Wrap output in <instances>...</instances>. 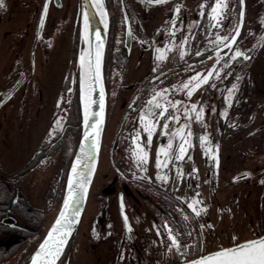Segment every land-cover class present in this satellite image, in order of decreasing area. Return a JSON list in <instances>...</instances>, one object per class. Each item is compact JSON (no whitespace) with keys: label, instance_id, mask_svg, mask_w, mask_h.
I'll use <instances>...</instances> for the list:
<instances>
[{"label":"flooded vegetation","instance_id":"af4514ba","mask_svg":"<svg viewBox=\"0 0 264 264\" xmlns=\"http://www.w3.org/2000/svg\"><path fill=\"white\" fill-rule=\"evenodd\" d=\"M105 1L109 13V31L103 61L107 103L97 167L104 168L105 163H109L115 176L109 186L103 187V195L114 200L123 232L122 239L125 241L132 240L135 233L130 219L131 212L150 208L173 230L174 235H181V231L186 233V226H190L194 242L192 251L190 249L191 254L184 258L208 251L210 249L202 252L196 249L200 236L199 233H194L197 227L192 222V210L187 207L188 202L186 203L194 194V186L202 182L206 196H211L209 201L216 199L217 193L233 194L240 191L253 194V200L264 206V1L261 9L248 10L249 0H243L241 12V0H235V4L231 0L229 4L234 9L228 11L230 14L224 11L219 20V23L223 20L225 29L213 27L216 23L213 21L208 28V35L211 36V42L215 41L217 35L230 36L240 24L236 43L231 49H219L222 44L212 43L206 50H202L200 35L202 25L206 27L207 21L201 11L207 13L206 5L211 2L212 8L216 0H164L159 4L150 0H118V25L115 20L117 0ZM42 3L43 0H39L34 9L33 38L28 54L31 72L35 66L36 46L49 14L52 9L59 10L63 7V0H48L42 32L32 53L34 32ZM177 8L179 12L176 11ZM115 28L117 42H114ZM165 46L171 50L167 51L164 61H158L156 49ZM237 48L250 59L244 60L241 57L232 60ZM186 49L188 55L181 58L180 51L187 53ZM217 52L221 58L219 64L216 62ZM225 64L227 67H224ZM209 71H214L209 83L201 85L190 98L187 97L186 90H181L182 85L197 73L204 76ZM1 72L4 73V69ZM216 72H219V78L215 75ZM13 74V79L9 81L10 76L5 85H0V133L3 138L9 137L8 141L12 138L18 140L14 151L7 146L11 155L17 156L15 165L11 169H5L0 164V264H25L24 249L30 240L34 241L36 238L34 231L42 226L43 218L42 212L40 214L42 207L29 202L21 183L27 174L44 170L42 163H50L58 146L64 141L68 143L74 132L72 124L67 121L62 111L60 115L64 114V125L52 135L51 130L56 126L49 128L50 116L34 147L30 149V143H26L30 141V136L26 137V133L31 130L30 127L36 119L33 109L30 108L27 112L23 110V115L18 114L19 118L16 120L22 121L24 129L23 126L19 127L15 137L17 131L11 117L18 110L8 105L17 95L23 99V87L28 78L25 70L18 73L14 71ZM111 82L116 84L114 98H110L108 92ZM233 85H236L235 89ZM68 88L70 87L66 90ZM164 89L168 90V100L181 102L178 105L179 112L169 109L171 114L180 115V121L169 120L166 130L169 135H161L165 131L162 128L165 121L161 119L150 146L146 145L147 134L141 131V143L146 145L149 158L147 164L138 167L131 152L132 135L141 127L139 116L145 110L147 101L154 92ZM229 89H233L231 97ZM8 94L9 97L4 99ZM192 104L197 105V110L203 107L202 122L196 121L194 114L191 120L183 115L184 108H190ZM4 107L10 109L8 113L4 112ZM60 107L62 108L61 103ZM113 111H116L115 115H112ZM182 124L188 125L192 133L191 147L185 159L171 160L167 168L157 169L156 156L159 147L166 146L170 134ZM201 136L208 138L205 147H201ZM174 145H177V141H174ZM209 149L212 151L209 152ZM116 152L117 164L113 161ZM26 154L29 156L23 161ZM60 156L63 163L57 168L56 174L65 176L69 154L62 150ZM177 169L182 172L181 176L177 175ZM158 173L167 175L168 180L165 182L158 179ZM51 190L53 192L50 191V198H45L43 205L46 208L57 204L59 190L54 186ZM119 200L131 226L130 234H126L123 227ZM137 203L139 205L136 206ZM204 228L206 234L200 241L222 244L219 234L214 232L215 229L210 231L209 226ZM69 244L70 241L66 250ZM64 259L63 253L57 264H62Z\"/></svg>","mask_w":264,"mask_h":264},{"label":"rangeland","instance_id":"374dc122","mask_svg":"<svg viewBox=\"0 0 264 264\" xmlns=\"http://www.w3.org/2000/svg\"><path fill=\"white\" fill-rule=\"evenodd\" d=\"M38 1L4 0V7L0 8V85H5L14 71L18 73L25 70L27 73L28 81L23 87L25 92L23 99L17 95L8 106H14L18 110L17 114L11 117L16 131L22 126L24 129L22 121L16 120L19 118L18 114L23 115V110L27 112L30 108L33 109L36 119L30 127L31 130L26 133V137L30 136V141L26 142L30 143V149L34 147L38 135L50 116L49 128L56 126L51 130L52 135L64 125V114L60 115L62 113L60 103L66 88L72 87L75 79L78 80L79 86L80 69L76 59L83 46L81 36L79 38L77 36V31L80 30L79 0H63L62 9H52L49 14L46 27L36 46L34 70L29 71L28 54L33 38L34 9ZM263 1L249 0L248 10L261 9ZM230 2L231 0H226L227 7L224 9L228 14H230L228 11L231 9ZM233 2L235 4V0ZM116 3L117 18L115 20L117 22L120 9L118 0ZM262 10H264L263 7ZM205 11L207 13L203 12V16L205 15L204 20L207 21V25L206 27L202 25L203 30L200 35L203 43L201 44L202 50L208 49L212 44L211 36L208 35V28L213 24V20L209 17L211 2L206 5ZM222 21H220L219 28L225 29ZM116 30L117 28L114 31V42H117ZM169 47L171 48V45ZM73 52L75 57L71 64ZM188 53L187 50L184 56H187ZM68 65L69 72L67 71ZM2 69H4V73L1 72ZM12 76L9 81L13 79ZM115 90L116 84L111 82L108 89L110 98L115 97ZM9 110L4 107V112L8 113ZM115 113L116 111L112 115ZM57 121H59V126H57ZM73 131L68 143L64 141L62 145L58 146L51 162L42 163L44 170L39 173L34 171L27 174L21 183V188L27 195L29 202L42 207L40 214L42 212V224L45 225L43 235L59 207L67 172L74 156L80 128L73 129ZM17 135L18 131L15 137ZM2 138L0 133V164L5 169H11L17 161V156L11 155L10 150L17 147L15 145L18 140L12 138L8 141L9 137ZM7 146L10 147V150ZM62 150L64 153L67 152L69 156L65 168L66 175L58 176L56 174L57 168L63 163L60 158ZM28 156L29 154H26L22 160H26ZM104 157L106 160L107 155ZM113 161L117 164V152L113 156ZM108 164L105 163L104 168L96 167L90 186V195L87 197L79 225L70 240L68 249L64 252V256L68 260L67 264H171L183 259L186 255H190L191 246L194 242L193 237H191L193 231H191L190 226H186V233L182 231L180 232L181 235L176 233L180 242V250L177 251L170 247L171 241L165 228L166 224L150 208L131 212L130 219L135 227L134 237L128 241L122 239L123 232L117 210L114 207V200L104 196V192H102L103 187L109 186L115 176V171ZM34 178L35 181H33ZM193 181L195 182V179ZM52 186L59 190L57 204L53 207L47 205L48 208H46L43 205L45 198H50V191L53 192ZM210 198V194L206 196L202 182H199L198 185L194 186L193 196L191 195L186 200V203H191L194 199H199L202 203L197 207L205 209L199 216L191 211L192 222L197 227L194 233H199L200 236L199 245L196 246L197 251L202 252L215 248L216 245L230 243L229 241H233L235 238H243L264 231V206L257 200H253V194L235 191L233 194L217 193L216 199L214 198L213 201H209ZM137 205L139 204L137 203ZM207 226L211 228L210 231L216 230L214 232L219 234L222 244L200 241L206 234L204 227ZM34 240L32 245H27L26 253L30 251L31 247L34 249L38 243L36 238Z\"/></svg>","mask_w":264,"mask_h":264},{"label":"snow or ice","instance_id":"6c2138e0","mask_svg":"<svg viewBox=\"0 0 264 264\" xmlns=\"http://www.w3.org/2000/svg\"><path fill=\"white\" fill-rule=\"evenodd\" d=\"M154 3H163L164 0H150ZM96 8L100 11L101 17H106V13L103 9L102 0H96ZM4 7V0H0V8ZM203 8V5L201 6ZM227 7L226 0H216L214 6L211 8L210 19L216 21L213 24V27H219V20L222 17L224 9ZM45 6V12H46ZM179 12V8L176 9ZM203 11L201 15H203ZM85 30L87 31L89 25V16L87 13L83 15ZM41 27L43 26V18L40 21ZM106 19H105V27ZM239 26L234 29V34L230 36H220L217 35L215 41L211 43L217 45H223L224 48L231 49L232 46L236 43L237 37L239 36ZM129 31V35H130ZM174 35V33H172ZM96 40L98 43L95 45V52L82 53L80 57V66L82 69V78H81V93L82 99L84 102L85 108V124L86 127L89 126V107L91 104L95 103L92 100V93L95 91V84L100 80V61L102 57L103 41L101 39L100 33H96ZM187 40H185V43ZM171 49L168 46L164 48H157L156 52L158 53L156 59L158 61H164L166 59L167 51ZM185 53L180 51V56L183 58ZM200 55V53H197ZM243 58L244 60L250 59L248 55L240 51L238 48L234 51L231 59L236 60L238 58ZM219 52H217V64L220 63ZM224 67H227L225 64ZM215 68V66H214ZM214 71H209L207 75L201 76L200 73L192 76L189 81L185 82L182 85L181 90H186V96L191 97L193 92L196 91L201 85L209 83L210 78L213 76ZM215 75L219 78V72H216ZM239 79V77H237ZM214 86V85H213ZM236 88V85H233V89ZM233 89H229V97L233 94ZM167 89L156 91L152 95L151 99L147 101L145 110L141 111L139 116L140 128L137 129L132 135V156L138 167L147 164L149 153L147 146L152 144L153 135L156 132L157 126L160 123V120L163 119L165 122L162 125V128L165 130L161 132V135H169L166 131L169 127L168 121L174 120L176 122L180 121V115H173L170 113L169 109H175L179 112L178 105L181 104L180 101H171L168 100L166 93ZM161 98L163 102H161ZM103 99V93L101 91V101ZM101 113L103 111V104L100 105ZM204 109L203 107L197 110V105L192 104L190 108L185 107L183 115L185 118L191 120L193 118L196 121H201L203 119ZM92 115H97L92 113ZM226 115V113H225ZM59 126V121L56 122ZM100 124H102V116L100 120H97L95 123H92L90 126L94 129L93 133L85 132V140L89 139L90 136L99 137L100 135ZM189 126L182 124L178 129L173 131L170 134V139L166 146L162 145L159 147L156 156V168H167L171 160L181 161L185 159V156L191 147V136L192 133L189 130ZM141 131L147 134L146 145L141 143ZM201 147H205L208 143L207 136H201L200 138ZM174 141H177V145H174ZM182 141V142H181ZM93 147H98V139L94 140L93 144L89 146V151ZM83 151V149H82ZM212 151L211 149L208 150ZM207 154V153H206ZM163 157V159L161 158ZM190 158V157H189ZM215 159V157H213ZM83 168V171L80 169ZM193 171H196L193 169ZM92 175V168L87 163H82L81 157L77 156L75 163L72 165V175L68 180L67 196L63 202V208L59 213L58 218L55 220V223L51 227L50 231L47 234V237L41 243L37 252L33 255L31 264H57L63 248L67 243L68 237L71 235L73 226L78 222L77 217L79 215L80 203L84 199V196L87 192V185L90 183V177ZM177 175L181 176L182 172L177 169ZM157 178L163 181H167V175L157 174ZM197 195H199L197 193ZM202 203L199 199H194L191 203L187 204V207L195 213L196 216H199L202 212L205 211L202 207H197ZM187 219V217H184ZM127 222V217H125ZM203 227V226H201ZM165 228L168 232V238L171 241V248H175L177 251L180 250V242L177 239L176 235H173L172 229ZM191 264H264V237H257L245 241L243 243L237 242L231 247L221 248L209 255L202 256L198 260H194Z\"/></svg>","mask_w":264,"mask_h":264},{"label":"water","instance_id":"95a60500","mask_svg":"<svg viewBox=\"0 0 264 264\" xmlns=\"http://www.w3.org/2000/svg\"><path fill=\"white\" fill-rule=\"evenodd\" d=\"M242 2H243V0H241V7H240V11L241 12L243 10ZM102 3H103L104 12L106 13V24H107L106 27H105V20H103V17H101V15L96 10V7L91 3V1H89V0H79V11H80L79 37L81 36V29H82L81 28L82 27V23H81L82 15H83V11H85V13H87L88 16H89V25H88V28H87L88 50H89V52L90 51L93 52V53L95 52V45L98 43V41L96 40V33L97 32L100 33L101 39L103 41L102 57H101V61H100V80H99V82L97 84H95V86H94L95 87V91L92 93V100L95 101V103L91 104V106L89 107V110H88L89 111V126H87V127H86V124H85V116L83 115V112H82V109H81V105H80V111H81L80 133H79V138H78V142H77V145H76V149H75V152H74V156H73L72 162H71L70 167H69L68 172H67V177H66V181H65L63 194H62V197H61V200H60V203H59V207H58V209H57L52 221L50 222V224H49L46 232L44 233L42 239L38 243V245H39L40 243H42L45 240V238L47 237L48 232L50 231L51 227L55 223V220L58 218L60 211L63 208V202H64L65 197L67 196L68 180H69V177L71 175L72 165H73V163H75V161L77 159V156H80L82 163H87V164H89L91 166L92 175L90 177V183L87 185V192H86V194L84 196V199L82 200L80 205H78V207L80 209L79 215L77 217V221L78 222L73 226V230L71 232V235L67 239V243H66L65 247L63 248L62 254H63V252H64V250H65V248H66V246H67V244H68V242L70 240V238L72 237L73 233L75 232V230H76V228H77V226H78V224L80 222V219H81V216H82L85 204H86V200H87V196H88L89 189H90V186H91V182H92L93 176L95 174V170H96L97 163H98L100 146H101V138H102L104 123H105V117H106L107 91H106V86H105V81H104V74H103V61H104V53H105V47H106L107 35H108V28H109V14H108L107 6H106V1L102 0ZM45 6H46V9H47L48 0H43V3H42L41 11H40V14H39V17H38V20H37V23H36L35 32H34V40H33V44H32V53H33V48L35 46V43H36L38 37L40 36V34L42 32L43 26L41 27L40 21L43 18V22H44L45 15H46ZM238 26H239V29H240L241 25L239 24ZM128 29H129V27H128ZM80 39H82V36L80 37ZM222 48H224L223 45L219 49H222ZM101 91L103 93L102 101H101ZM9 95L10 94H8L4 99L8 98ZM79 97H80V90H79ZM79 100H80V98H79ZM101 103L103 104L102 113H101V108H100ZM92 113H96L97 115H92ZM101 116H102V124H100V129L101 130H100L99 137L97 138V137H94V136H90L89 139L85 140V136H84L85 132L93 133L94 129L90 125L92 123H95L97 120H100ZM96 139H98V147H93L92 150L89 151V146L92 145L94 140H96ZM82 149H83V151H82ZM80 170L83 171V168H81ZM119 207H120V215H121V219H122V222H123L124 230H125L126 234H130L131 226L129 224L128 218H127V222L125 221V217H127V215L124 212V210H122L123 205H122V202L120 200H119ZM257 237H264V231H262L260 233H257L255 235H251V236H248V237H244V238L238 239L236 241H233V242H230V243H227V244H224V245H220L218 247H215V248L210 249L208 251H205L203 253H199L197 255L182 259V260L177 261V262L172 263V264H191L192 261L198 260L202 256L209 255L210 253H213V252H215V251H217V250H219L221 248L231 247L234 244H236L237 242L243 243L245 241H248V240H251V239H255ZM37 246H36V248H37ZM35 249L33 250V252L35 251ZM33 252L31 253L28 262L30 261L32 255H33ZM62 254H61V256H62ZM67 263H68V260H67V258H65L64 261L62 262V264H67Z\"/></svg>","mask_w":264,"mask_h":264},{"label":"trees","instance_id":"16d2710c","mask_svg":"<svg viewBox=\"0 0 264 264\" xmlns=\"http://www.w3.org/2000/svg\"><path fill=\"white\" fill-rule=\"evenodd\" d=\"M78 28V26H77ZM77 36L79 38V31H77ZM74 52H73V60L74 61ZM61 105H62V111L63 113L66 115V119L67 121H69L72 126L73 129H77L80 128V120H81V111H80V102H79V86H78V80L75 79L73 86L68 88L65 92L64 97H62L61 100ZM45 228V225L42 224V226L36 228V230L34 232L35 236H36V240H40L41 237L43 236V230ZM35 241V240H34ZM33 239L30 240L28 244H31L34 242ZM26 245V247H27ZM26 247L24 249V263L27 262L33 247L30 248V251L28 253H26Z\"/></svg>","mask_w":264,"mask_h":264},{"label":"bare ground","instance_id":"6f19581e","mask_svg":"<svg viewBox=\"0 0 264 264\" xmlns=\"http://www.w3.org/2000/svg\"><path fill=\"white\" fill-rule=\"evenodd\" d=\"M91 1V3L95 6L96 5V0H89ZM84 5V4H83ZM96 7V6H95ZM96 10L99 12L100 14V11L96 8ZM85 11H83V15H84ZM83 15H82V20H81V23H82V29H81V36H82V39H83V46L81 48V50L78 52L77 54V63L79 65V69H80V76H79V90H80V105H81V109H82V112H83V115L85 116V108H84V102H83V99H82V93H81V78H82V69H81V66H80V57H81V54L82 53H88L89 50H88V37H87V31L85 30V25H84V20H83ZM106 17H103V20H105ZM71 175H72V171H71ZM70 175V176H71ZM43 243V242H42ZM41 243L37 246V248L35 249V251L33 252V255L37 252V250L39 249ZM32 255V257H33ZM32 257L30 259V261L27 263V264H31V260H32Z\"/></svg>","mask_w":264,"mask_h":264}]
</instances>
